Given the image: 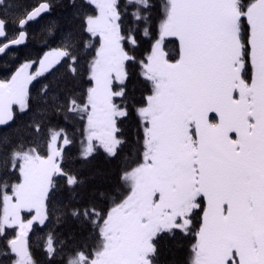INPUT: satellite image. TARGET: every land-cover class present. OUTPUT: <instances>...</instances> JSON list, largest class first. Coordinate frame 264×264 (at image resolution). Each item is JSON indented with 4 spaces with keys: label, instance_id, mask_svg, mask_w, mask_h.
I'll return each mask as SVG.
<instances>
[{
    "label": "snow or ice",
    "instance_id": "obj_1",
    "mask_svg": "<svg viewBox=\"0 0 264 264\" xmlns=\"http://www.w3.org/2000/svg\"><path fill=\"white\" fill-rule=\"evenodd\" d=\"M55 7L0 0V56ZM68 9L46 26L58 46L0 82V256L159 264L172 240L190 244L181 264H264V0ZM41 81L34 107L29 86ZM100 155L115 166L83 176Z\"/></svg>",
    "mask_w": 264,
    "mask_h": 264
},
{
    "label": "trees",
    "instance_id": "obj_2",
    "mask_svg": "<svg viewBox=\"0 0 264 264\" xmlns=\"http://www.w3.org/2000/svg\"><path fill=\"white\" fill-rule=\"evenodd\" d=\"M24 2L29 6H35L44 2V0H24ZM153 2L157 6H159L160 0H153ZM54 3L56 7L50 15H44L43 18L27 25L26 31L28 35L26 43L24 45L14 47L10 49L7 54L0 56V82L9 80L15 72L16 68L21 63L25 61H36L46 50L55 49L58 46V42L53 37H50L48 35L46 26L51 20L59 19L67 14V12L69 11L68 5L70 4V0H54ZM121 3H123V0H121ZM153 15H155V13H153ZM13 35H15V30L10 26L9 38H12ZM141 40L142 42L139 49V54L143 55L144 51L150 46V42L145 38H141ZM91 43L98 46V39H92ZM166 44L170 51H175L177 48L175 43L166 41ZM92 51L94 52L95 48H93ZM49 79H52V77H49ZM44 82L45 81H41L40 83L34 82L29 86L34 107L37 94L40 90L41 84ZM137 95L139 96V93H137ZM23 119H27V117H19L17 123H19ZM53 122L56 124H63V121L60 120L54 119ZM66 127L68 128L69 134H73L72 126L67 125ZM78 127L79 126H77V128ZM121 127L124 128L125 134H128L131 130V123L126 121L123 125H121ZM74 135L76 143L71 146V156L77 155L81 139L78 130L74 133ZM115 164V161L109 163L105 161L103 155H100L91 164L86 165L82 168V175L87 177L92 171H95L97 169L108 170L114 167ZM81 165L82 161H80L79 159H77L74 163V167L76 168H81ZM43 234V231H41L39 227H37L35 231L30 233L31 243L33 245L32 250L36 253L38 258L39 251L37 250L36 246L42 243V241L39 240L38 237L43 236ZM9 235L12 236L14 235V233L10 231ZM2 249L3 240L0 239V251H2ZM189 250L190 244H187L186 242L181 247H176L175 241H161L159 251V264H181V262L187 259ZM0 260L3 261V264H9V259L7 257L0 256Z\"/></svg>",
    "mask_w": 264,
    "mask_h": 264
},
{
    "label": "rangeland",
    "instance_id": "obj_3",
    "mask_svg": "<svg viewBox=\"0 0 264 264\" xmlns=\"http://www.w3.org/2000/svg\"><path fill=\"white\" fill-rule=\"evenodd\" d=\"M51 50H54V49H49V50H46V51H45V52H44V53L41 55V57H42V56H43V55H44L46 52H48V51H51ZM41 57H40V58H41ZM38 59H39V58H38ZM36 61H38V60H36ZM35 70H36L35 68H33V69H30V71H35ZM10 79H11V78H10ZM10 79H9V80H10ZM2 82H4V81H2ZM24 215H25V216H26V218H27V214L25 213Z\"/></svg>",
    "mask_w": 264,
    "mask_h": 264
}]
</instances>
